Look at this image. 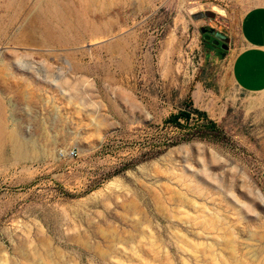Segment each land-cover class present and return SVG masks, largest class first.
<instances>
[{
  "label": "rangeland",
  "instance_id": "obj_1",
  "mask_svg": "<svg viewBox=\"0 0 264 264\" xmlns=\"http://www.w3.org/2000/svg\"><path fill=\"white\" fill-rule=\"evenodd\" d=\"M259 4L0 0V264H264V91L201 30Z\"/></svg>",
  "mask_w": 264,
  "mask_h": 264
},
{
  "label": "crops",
  "instance_id": "obj_2",
  "mask_svg": "<svg viewBox=\"0 0 264 264\" xmlns=\"http://www.w3.org/2000/svg\"><path fill=\"white\" fill-rule=\"evenodd\" d=\"M229 37V36H228ZM224 57L227 74L244 93L264 91V5L247 9Z\"/></svg>",
  "mask_w": 264,
  "mask_h": 264
},
{
  "label": "bare ground",
  "instance_id": "obj_3",
  "mask_svg": "<svg viewBox=\"0 0 264 264\" xmlns=\"http://www.w3.org/2000/svg\"><path fill=\"white\" fill-rule=\"evenodd\" d=\"M218 12L220 14L225 13L224 9L221 7H220V10ZM72 94H74V93H72ZM0 123H2V122H0ZM6 135H8V133H6V130L2 126H0V147L4 144V142L6 140ZM8 138L12 142V147H13L14 151H16V154L20 157H23V155H25V152H24L23 143H22L21 137L18 134V131L13 130V131L9 132Z\"/></svg>",
  "mask_w": 264,
  "mask_h": 264
},
{
  "label": "trees",
  "instance_id": "obj_4",
  "mask_svg": "<svg viewBox=\"0 0 264 264\" xmlns=\"http://www.w3.org/2000/svg\"><path fill=\"white\" fill-rule=\"evenodd\" d=\"M188 104L191 106L192 105V100L189 98V101H188ZM192 112H196L198 113L199 115L201 116H205L206 115V112H202L201 110H199L198 108H190V109H183V110H180V112L176 113V114H173L169 119L168 121L169 122H173L175 124H179V119L180 118H186L187 120H189L192 116Z\"/></svg>",
  "mask_w": 264,
  "mask_h": 264
},
{
  "label": "water",
  "instance_id": "obj_5",
  "mask_svg": "<svg viewBox=\"0 0 264 264\" xmlns=\"http://www.w3.org/2000/svg\"><path fill=\"white\" fill-rule=\"evenodd\" d=\"M203 14H205L206 16H211V17H215V15H216V13L213 12V11H207V12H205V13L200 12V13L196 14L195 16H196V17H200V16H202ZM201 30L204 32V31L206 30V27H202ZM216 37H217V38H216L215 40H213V43H215V44H219V43H220V40H222V41H223V44H222L221 46H222L223 48L228 49V44H229V42H230V38H229L227 35H225V34H223V33H220V32H218V33L216 34ZM210 38H211L210 35H206V36H205V39H206V40H210Z\"/></svg>",
  "mask_w": 264,
  "mask_h": 264
},
{
  "label": "flooded vegetation",
  "instance_id": "obj_6",
  "mask_svg": "<svg viewBox=\"0 0 264 264\" xmlns=\"http://www.w3.org/2000/svg\"><path fill=\"white\" fill-rule=\"evenodd\" d=\"M203 16V15H202ZM204 33V38L206 35H210L211 38L210 40H208L209 42H213V40H215L217 37H216V34L218 33V31H215L213 28L211 27H206V30L203 32ZM221 33V32H220ZM223 44V41L220 40V43L219 44H216L217 47H221V45Z\"/></svg>",
  "mask_w": 264,
  "mask_h": 264
},
{
  "label": "built area",
  "instance_id": "obj_7",
  "mask_svg": "<svg viewBox=\"0 0 264 264\" xmlns=\"http://www.w3.org/2000/svg\"><path fill=\"white\" fill-rule=\"evenodd\" d=\"M71 153H72V154H75V150H72Z\"/></svg>",
  "mask_w": 264,
  "mask_h": 264
}]
</instances>
